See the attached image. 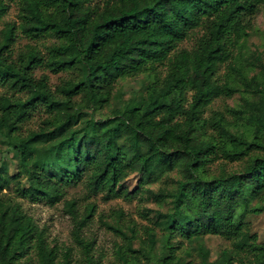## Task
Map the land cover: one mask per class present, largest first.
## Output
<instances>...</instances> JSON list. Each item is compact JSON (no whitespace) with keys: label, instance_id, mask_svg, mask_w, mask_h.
<instances>
[{"label":"trees","instance_id":"trees-1","mask_svg":"<svg viewBox=\"0 0 264 264\" xmlns=\"http://www.w3.org/2000/svg\"><path fill=\"white\" fill-rule=\"evenodd\" d=\"M99 1H20L22 33L59 41L48 47L47 57L28 45L14 59L16 24L0 30V87L23 95H0V134L19 164L16 175L8 173L6 164L0 166V264H23L32 251L39 264H56L58 256L21 204L1 194L12 182L18 195L33 202H59L63 189L79 184L85 175L95 193L132 198L137 191L123 184L130 172L154 182L177 167L183 178L176 190L152 191L156 200L170 198L172 203L170 212L158 214L163 249L155 252L152 233L141 249L144 256L153 264H182L174 237L193 241L222 235L233 240L234 250L225 251L215 264H234L233 253L240 264H257L241 256L255 251L250 239L256 238L248 234L239 210L246 212L253 200L264 205V65L253 77L230 67L256 97L237 115L245 121L244 129H231L222 114L210 119L203 115L215 98L239 90L229 81L220 83L217 72L248 36L250 18L264 0ZM8 10L9 3L0 0V20ZM198 28L203 34L193 48L176 52ZM164 62L167 75L141 101L113 117H87L86 108L94 112L110 105L116 80ZM41 66L70 75L52 89L48 75H35ZM38 107L48 117L38 130L23 132ZM208 128L215 133L208 134ZM219 156L246 165L213 175L208 165ZM21 175L29 180L28 187L22 186ZM66 206L75 241L88 264H96L93 242L82 237L93 209L81 216L76 201H66ZM199 252L201 264H211L208 250L200 246Z\"/></svg>","mask_w":264,"mask_h":264},{"label":"rangeland","instance_id":"rangeland-1","mask_svg":"<svg viewBox=\"0 0 264 264\" xmlns=\"http://www.w3.org/2000/svg\"><path fill=\"white\" fill-rule=\"evenodd\" d=\"M6 1L9 3V10L0 20V30L8 23L16 24L12 57L15 59L18 53L24 51L28 45L36 46L41 54L47 57L48 47L58 43V39L52 36L32 38L22 33L19 18L21 0ZM102 1L99 2L102 3ZM247 32L248 36L233 48V56L229 62L222 64L217 72V79L220 83L229 81L239 90L230 97L215 98L203 115V118L210 119L215 114H222L234 130H242L246 127L245 121L237 115L246 109L248 100L256 97L251 90L240 85L236 72L232 73L230 67L241 70L248 77L261 74L262 65H264V6H261L250 18ZM202 34L203 30L199 28L190 32L187 38L179 44L176 52L182 49L191 50ZM167 73L168 62H164L135 76L120 78L115 81L109 106L94 112L86 108L84 112L87 113L88 118L96 120L113 117L116 111L123 110L128 104L141 101L150 86L156 81H162ZM43 74L49 76L52 89H55L63 79L70 75L69 73H54L45 66L35 70L36 77L39 78ZM3 94L11 97L22 95L0 87V95ZM47 117L48 114L42 107L36 108L23 124V132L38 130L42 121ZM211 133H215L214 129L208 128V134ZM3 164L7 165L10 175L18 174L17 156L0 134V166ZM245 165V162H231L219 156L209 163L208 169L211 174L218 175L223 170H238L244 168ZM141 178V173L136 171L130 172L123 179V184L129 191H137L132 198L109 197L106 192L95 193L88 187L86 175L79 184L64 188V196L55 204L48 201L33 202L21 197L16 192V182H12L1 194L21 204L23 210L34 219L39 230L44 232L50 248H54L57 252L56 264H66V262L68 264H88L83 247L73 237L75 224L66 206V201L69 200L76 201V208L81 216L86 214L90 208L93 209L88 225L83 228L82 237L93 242L91 254L96 264H153L144 256L141 249L147 245L154 233L155 252L162 251L164 231L158 222V214L170 212L172 203L170 198L156 200L152 196V191L176 190L177 181L183 178V172L181 167H177L173 171L164 173L154 182H144ZM20 180L23 187L29 186V180L23 175L20 176ZM239 212L248 234L256 238L255 240L250 239L255 251L247 254L246 257L244 253L241 256L246 262L252 260L257 264L264 263V205L253 200L246 212L242 213L240 210ZM172 242L177 247L175 252L181 257L182 264H201L200 246L208 250V262L211 264L219 261L225 251L234 250L233 240L222 235H207L193 241H187L177 235ZM233 256L234 264H240L239 256L235 253ZM23 264H39L36 252L32 251L25 257Z\"/></svg>","mask_w":264,"mask_h":264}]
</instances>
